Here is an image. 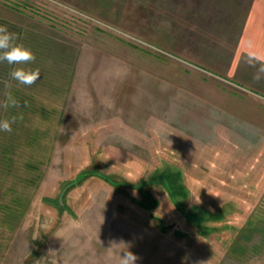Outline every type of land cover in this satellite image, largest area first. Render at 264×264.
Wrapping results in <instances>:
<instances>
[{
  "label": "rangeland",
  "instance_id": "rangeland-1",
  "mask_svg": "<svg viewBox=\"0 0 264 264\" xmlns=\"http://www.w3.org/2000/svg\"><path fill=\"white\" fill-rule=\"evenodd\" d=\"M255 3L0 0V19L55 52L32 88L48 154L22 221L0 228V264H119L127 250L264 264L258 234L233 243L264 208V65L243 51Z\"/></svg>",
  "mask_w": 264,
  "mask_h": 264
},
{
  "label": "trees",
  "instance_id": "trees-1",
  "mask_svg": "<svg viewBox=\"0 0 264 264\" xmlns=\"http://www.w3.org/2000/svg\"><path fill=\"white\" fill-rule=\"evenodd\" d=\"M0 25H7L17 35L16 43L30 49L36 57L34 62L26 65L0 62V121L7 119L11 122L15 118V122L11 123V132L0 131V228L11 230L19 225L30 206V188L39 178V165L48 154L45 140L48 142L50 132L47 127H42L47 113L36 97L40 89L33 92L34 84H20L9 73L16 67L37 70L38 61L51 60L50 53L55 52L42 36L33 33L23 36L19 28L3 19H0ZM8 93L18 102V107L9 106L5 109L2 106ZM156 220L160 231L169 227ZM239 232L237 239L233 240L234 244L241 239L243 242L251 238L250 233L258 234L264 240V208L255 209Z\"/></svg>",
  "mask_w": 264,
  "mask_h": 264
},
{
  "label": "clouds",
  "instance_id": "clouds-1",
  "mask_svg": "<svg viewBox=\"0 0 264 264\" xmlns=\"http://www.w3.org/2000/svg\"><path fill=\"white\" fill-rule=\"evenodd\" d=\"M18 37L11 32L7 25H0V62H7L9 65H26L34 62L36 57L33 52L24 47L22 44L16 43ZM10 77L20 84L31 86L39 78V70H31L23 67H16L9 73ZM6 100L3 102V107L7 109L9 106L18 107V102L8 93ZM15 122V118L10 122L5 119L0 121V131L11 132V123ZM139 258L131 251L124 252L120 256L119 264H136Z\"/></svg>",
  "mask_w": 264,
  "mask_h": 264
},
{
  "label": "crops",
  "instance_id": "crops-1",
  "mask_svg": "<svg viewBox=\"0 0 264 264\" xmlns=\"http://www.w3.org/2000/svg\"><path fill=\"white\" fill-rule=\"evenodd\" d=\"M252 9L258 15L244 27L246 47L243 51L260 60L261 64L264 65V5L255 3L252 5ZM257 36L260 39H256ZM248 46L251 47L249 48Z\"/></svg>",
  "mask_w": 264,
  "mask_h": 264
}]
</instances>
